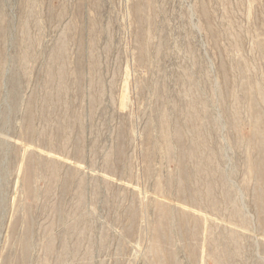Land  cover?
I'll list each match as a JSON object with an SVG mask.
<instances>
[{"label": "rangeland", "instance_id": "374dc122", "mask_svg": "<svg viewBox=\"0 0 264 264\" xmlns=\"http://www.w3.org/2000/svg\"><path fill=\"white\" fill-rule=\"evenodd\" d=\"M0 54V264H264V0H0Z\"/></svg>", "mask_w": 264, "mask_h": 264}, {"label": "bare ground", "instance_id": "6f19581e", "mask_svg": "<svg viewBox=\"0 0 264 264\" xmlns=\"http://www.w3.org/2000/svg\"><path fill=\"white\" fill-rule=\"evenodd\" d=\"M2 63H3V56L0 54V73L2 71ZM254 105L255 104L253 103L251 105V108ZM165 123H166V121H165ZM166 135H167V133L165 134V136ZM258 135L261 136L262 134L261 135L258 134ZM259 140H260V142L257 143V145H258V150L257 151L259 153L258 154L259 157L257 159L255 158V159L249 161V166H250V173L252 174V176L254 175L257 178L258 182L261 185H264V138H259ZM181 166H183V165H181ZM29 168H30V165L27 167L26 164H22L20 169H21L22 175H23L24 180H25V185H26L27 192H28V194H32L33 193V189H32V187H33L32 186V181L33 180H32V176H31ZM183 173H184L183 175L186 176L185 178H187L188 174H187L186 170H183ZM259 202H260V204H264V193H262V190H261V193H259ZM159 205H160V207L163 210V214H164L165 218H168L170 216V212L171 211L169 210L170 208L168 209L167 203L163 202V201H160ZM182 207H184V206L182 205ZM261 213L264 216V208H263V206L261 207ZM186 215H188V213H186ZM195 232H198V231L196 230ZM28 234L30 235V233H27V234H25L23 237H21L18 240L19 241L18 244H19V246H21L22 252H25V250L27 249L28 242H29ZM165 234L166 233L164 232V229L162 228V226H160V229H159V227L156 228L155 236H154V247H155L156 250H160V248H162L163 239L165 238Z\"/></svg>", "mask_w": 264, "mask_h": 264}]
</instances>
